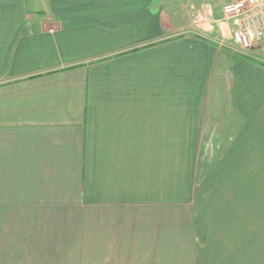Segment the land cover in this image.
Masks as SVG:
<instances>
[{"label": "crops", "instance_id": "1", "mask_svg": "<svg viewBox=\"0 0 264 264\" xmlns=\"http://www.w3.org/2000/svg\"><path fill=\"white\" fill-rule=\"evenodd\" d=\"M235 1L0 0V264H264Z\"/></svg>", "mask_w": 264, "mask_h": 264}, {"label": "built area", "instance_id": "2", "mask_svg": "<svg viewBox=\"0 0 264 264\" xmlns=\"http://www.w3.org/2000/svg\"><path fill=\"white\" fill-rule=\"evenodd\" d=\"M263 2L264 0H241L224 7L232 41L243 51L255 49L264 53Z\"/></svg>", "mask_w": 264, "mask_h": 264}, {"label": "rangeland", "instance_id": "3", "mask_svg": "<svg viewBox=\"0 0 264 264\" xmlns=\"http://www.w3.org/2000/svg\"><path fill=\"white\" fill-rule=\"evenodd\" d=\"M237 1V0H236ZM235 1V3H237ZM238 1H241V0H238ZM234 2H230L229 4H227V5H230V4H235ZM263 4H264V2H263ZM226 6V5H225ZM224 6V7H225ZM224 7L223 8H221L219 11H218V13L216 14V20H219L220 22H222V21H226V15L224 14ZM213 39V41H215L214 43L216 44V45H218L219 46V44L221 43V42H225L224 41V38H223V35H222V32H220L219 30H216V35L212 38ZM226 48V49H225ZM224 50L226 51V50H228L227 49V47H226V45H223V47H222V52L224 53ZM230 52H236L237 54H241V52H242V49H241V47H237V45H236V48H233L232 46H230ZM229 51V50H228ZM244 52V51H243ZM244 53H246V52H244Z\"/></svg>", "mask_w": 264, "mask_h": 264}]
</instances>
